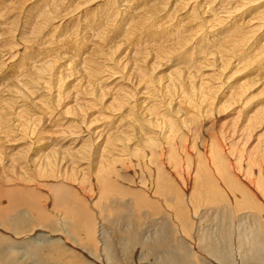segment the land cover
<instances>
[{
  "label": "bare ground",
  "instance_id": "6f19581e",
  "mask_svg": "<svg viewBox=\"0 0 264 264\" xmlns=\"http://www.w3.org/2000/svg\"><path fill=\"white\" fill-rule=\"evenodd\" d=\"M212 1L0 0V220L32 210V193L80 204L91 186L106 204L69 216L81 210L88 222L92 264H109V255L123 264L130 242L166 251L159 264H237L233 250L243 264H264V0ZM245 7L250 24L240 22ZM238 54L254 81L219 92L223 70L242 71L231 64ZM163 60L195 68L166 78ZM223 99L250 107L248 123L210 143L206 115ZM256 112L262 138L250 148ZM59 176L71 186L44 181ZM171 184L180 192L168 194Z\"/></svg>",
  "mask_w": 264,
  "mask_h": 264
},
{
  "label": "rangeland",
  "instance_id": "374dc122",
  "mask_svg": "<svg viewBox=\"0 0 264 264\" xmlns=\"http://www.w3.org/2000/svg\"><path fill=\"white\" fill-rule=\"evenodd\" d=\"M188 1H191V0H188ZM184 4L185 3H181V4H178V6L180 5L182 6ZM248 7L250 6L248 5ZM204 9L208 11L207 14L205 13V15H207L208 17L209 13L211 14L212 12L207 7ZM246 9L249 10V8L245 7L244 9H241L239 11L240 15L245 12L244 15L240 17V22H243V23L248 22L250 24V10L248 11ZM187 10L189 9L186 8L183 10L184 12L183 15L189 14ZM242 10L244 11L242 12ZM239 14H238V17L240 16ZM188 20H189V17H188ZM210 20H212V18H210ZM222 20L226 21L225 18H222ZM191 23H193V21ZM262 33L263 32H261L259 35H261ZM236 56H237L236 60H232L231 64L235 63L237 65H240V67L242 68V71L234 74L232 77H225L230 74L231 67H228L227 69L223 70L222 71V81L224 82V85H223V89H220L219 92L223 91L224 93H226L230 87L237 86V85L234 86L233 84L240 78H241L240 83H243V80H246V83H248L247 84L248 86L252 84L254 81L255 70L252 69L251 67L249 68L245 67V65H243L241 62L238 61V60L242 61L241 59H238L240 54ZM242 57L245 60L244 54H242ZM172 62H173V65H172ZM174 62H178V63L175 64ZM162 63H164L163 67H161V70L158 71V73L161 76H165L166 78H168L170 73L174 75L179 74L177 71H180V70H181V74L182 73L185 74L187 72V69L190 67V65L192 66V68H195L193 66L194 62L193 64L188 63V62H185L186 64H184V62L182 63L181 60H178V61L174 60L170 62L167 61V65H165L166 63L165 60H163ZM176 67L180 68V70L177 69ZM174 68L176 70H174ZM171 69L174 71H172ZM202 69H201L202 71L201 75H204L205 73H208L210 71L208 70L210 69L209 66L203 67ZM165 77L162 80V82L164 83L166 82ZM218 77H219L218 74H216L213 78L216 81H220V78ZM198 79L200 80V78ZM144 85L145 84H143L141 88H144ZM259 86H260V83L257 85H254L253 87H251V89L252 90L256 89ZM259 88L262 89V86ZM259 88L254 90L253 92H257ZM248 91L250 92V89H248ZM148 93H146L145 95H147ZM261 95L264 96V92H262ZM224 101L226 102V104H224ZM221 102H223V105H224V107L221 110L216 109L215 111L208 112L206 115L207 121H205V123L207 124L206 127L209 128V131L206 133L205 139L206 141H209L210 143L215 140H218V143L221 144L223 135L226 133L227 130L234 127L233 125L235 123H237L238 125L241 123H248L245 121V119H246V116L250 114V107H245L242 111H239V109L235 110L233 105L228 104V101H226V99H223ZM262 113H264V111ZM253 116H254L253 121L250 124L252 126V130H251L252 135L250 136V148L254 147L253 144L255 142H258L259 138H262L261 136H258V134L261 135L263 131L262 126L261 125L259 126L261 115H258V113L256 112L253 114ZM255 133H257V135H254ZM54 136H55V133H52L51 131L44 133L42 135V138L44 139L40 143L47 145L50 143L51 139L54 138ZM246 138L248 137H245V140H247ZM94 170H95V165L91 166L88 170V174L91 173L89 176L90 181H92V178L94 177L93 176ZM182 171L185 172V168ZM172 179L175 181L174 183H176L181 188V182H182L181 178L174 177ZM44 181L52 185L65 184L68 187L71 186L65 182H62V178L60 176L59 177H46V180ZM86 183H89V182H86ZM171 185L173 187V190H170V193L167 192L168 194H177V192L178 193L180 192V190L176 191V188H175L176 185L175 186L173 184ZM87 186L88 185H86V187ZM79 193L80 191H78V194ZM85 194L88 197H85L79 194V196L82 198L80 204L76 203L75 200L71 197L67 198V200H62V201L53 203L50 200L45 202L42 198H41L42 199L41 201L39 196L35 193L30 194V202H31V205L34 206L32 210L30 209L29 206L22 205L20 206V208L15 209V211H12L10 213L11 216H9V219L0 220V264H79V263L80 264H92L91 261L85 256V254L88 253L86 251L88 248L91 249L92 247V250H93L96 247L92 241L90 242L87 239V237L85 236V230H83V228L88 227V222L83 219L84 214L82 213L81 210H78L79 215H74L75 216L74 219H72L69 216V212H72V209H75L76 206H79L82 209L84 207L85 208L87 207L89 210L86 209L87 211L86 213L87 215H89L90 212L99 210L102 204H106L107 202L106 200H108V198H105L103 196L104 197L103 199L98 200L97 190L95 187H91V186L86 188ZM90 197L94 198L95 200L94 203L91 202ZM157 198L158 197L156 196L155 197L148 196V202L154 204L153 206L158 205L160 201ZM249 198L250 196H248V199ZM143 209L146 211L150 210L147 204H144ZM86 213H85V216H86ZM104 233L105 234H104L103 239L108 237L111 231L109 232V229L107 231L104 229ZM151 240L152 238L148 240V244H150ZM262 241L264 244V239H262ZM122 247H124L123 251H125L124 254L122 253L123 255L122 258L125 256V260L123 264H135L134 261L138 259H140L138 260V263L142 262V264H159V261H161L164 258V255L166 254V251H165V254H163L164 252H162V254L155 256L147 248L145 250L144 245L134 246L132 242L124 243V246ZM8 249L11 252L10 251L8 252L9 262L7 263L6 261H3L4 258L2 256L4 255L1 254L2 253L1 251L8 250ZM262 252L264 253V250ZM232 255L235 257H233ZM106 257L110 258L108 260L106 258L109 264L110 263L114 264L113 258L110 255ZM231 257H233L234 261L237 260L236 261L237 264L238 263L243 264L242 261H244L243 259L244 257L242 258L240 255L237 256V252H235V250H233ZM192 258H195V257L192 255ZM244 263H246V261Z\"/></svg>",
  "mask_w": 264,
  "mask_h": 264
}]
</instances>
